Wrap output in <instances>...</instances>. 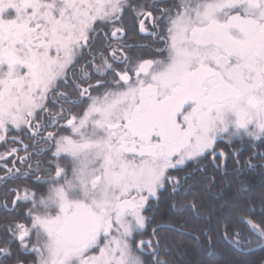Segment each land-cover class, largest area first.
I'll return each instance as SVG.
<instances>
[{"label":"snow or ice","instance_id":"1","mask_svg":"<svg viewBox=\"0 0 264 264\" xmlns=\"http://www.w3.org/2000/svg\"><path fill=\"white\" fill-rule=\"evenodd\" d=\"M0 149V264H245L264 0H0Z\"/></svg>","mask_w":264,"mask_h":264},{"label":"trees","instance_id":"2","mask_svg":"<svg viewBox=\"0 0 264 264\" xmlns=\"http://www.w3.org/2000/svg\"><path fill=\"white\" fill-rule=\"evenodd\" d=\"M0 151H2V149H0ZM242 259L245 261V264H259V262L264 259V252L259 249H254L246 253Z\"/></svg>","mask_w":264,"mask_h":264}]
</instances>
